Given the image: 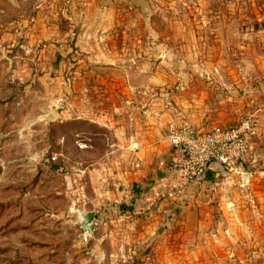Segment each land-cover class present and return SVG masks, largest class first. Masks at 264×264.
<instances>
[{"label": "crops", "instance_id": "obj_1", "mask_svg": "<svg viewBox=\"0 0 264 264\" xmlns=\"http://www.w3.org/2000/svg\"><path fill=\"white\" fill-rule=\"evenodd\" d=\"M156 1L51 0L44 18L31 17L58 94L46 147L60 162L48 168L60 170L71 244L83 264H264V18L174 17L156 27L145 11L171 7ZM234 22L230 51L229 30L207 26ZM241 113L257 133L239 170L212 162L200 184L171 173L169 125L202 132ZM88 211L90 234L76 217Z\"/></svg>", "mask_w": 264, "mask_h": 264}, {"label": "rangeland", "instance_id": "obj_2", "mask_svg": "<svg viewBox=\"0 0 264 264\" xmlns=\"http://www.w3.org/2000/svg\"><path fill=\"white\" fill-rule=\"evenodd\" d=\"M45 1L51 0H0V264H83L86 258L82 246H72L78 240L77 230L68 227V219L73 218L62 212L60 170L48 168L46 131L51 127L46 114L49 102L58 94L51 86L54 75L42 70L38 57L44 41L30 38L44 33L33 26L31 17L44 18ZM250 1L191 0L185 1L188 6L180 3L173 8L172 0H165L170 8L162 5L145 12L156 27L164 18L174 17H210L214 22L222 17L264 18V0H254L256 9L248 5ZM33 2L41 3L38 10ZM236 26V22L227 26L213 23L207 28L212 27L213 33L227 28L231 51L237 48L232 33ZM140 27L144 31L143 24ZM194 28L200 30L201 26ZM164 29L171 34L173 23ZM55 75L60 82L61 74Z\"/></svg>", "mask_w": 264, "mask_h": 264}, {"label": "built area", "instance_id": "obj_3", "mask_svg": "<svg viewBox=\"0 0 264 264\" xmlns=\"http://www.w3.org/2000/svg\"><path fill=\"white\" fill-rule=\"evenodd\" d=\"M252 114L241 113L230 126H213L198 132L188 124L169 125L167 138L172 147L169 163L171 173L185 183L200 184L212 162H218L228 171L239 170V165L252 152V138L256 135ZM86 147L85 142H77ZM51 154L49 159L54 160Z\"/></svg>", "mask_w": 264, "mask_h": 264}, {"label": "water", "instance_id": "obj_4", "mask_svg": "<svg viewBox=\"0 0 264 264\" xmlns=\"http://www.w3.org/2000/svg\"><path fill=\"white\" fill-rule=\"evenodd\" d=\"M215 163H217L219 165V167L220 166L222 167V164H220L218 162H215ZM93 216H94L93 211H88L85 213L78 212L76 214V217H77L78 223H79V228L87 234H90L92 232L93 225L91 224V222L93 220Z\"/></svg>", "mask_w": 264, "mask_h": 264}, {"label": "trees", "instance_id": "obj_5", "mask_svg": "<svg viewBox=\"0 0 264 264\" xmlns=\"http://www.w3.org/2000/svg\"><path fill=\"white\" fill-rule=\"evenodd\" d=\"M57 128H58L57 130H59V126H58ZM50 130H51V128H50ZM50 155H51V153L49 152V154L47 155V159H48L49 162H50L49 165H50L51 167H57V166L60 164L59 160L57 159L55 162H52L53 160H50V159H49Z\"/></svg>", "mask_w": 264, "mask_h": 264}]
</instances>
